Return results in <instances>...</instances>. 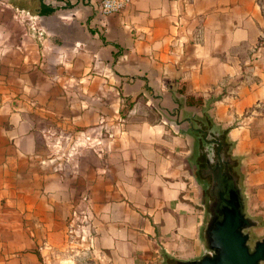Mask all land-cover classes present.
Instances as JSON below:
<instances>
[{
	"label": "crops",
	"instance_id": "obj_1",
	"mask_svg": "<svg viewBox=\"0 0 264 264\" xmlns=\"http://www.w3.org/2000/svg\"><path fill=\"white\" fill-rule=\"evenodd\" d=\"M100 2L0 0V264H74L75 253L63 254L76 243L92 253L85 264L203 255L210 180L195 168L194 137L188 146L179 122L148 102L122 118V101L138 93L211 99L207 116L256 221L250 241L263 237L264 56L255 47L264 0H129L105 15ZM42 4L53 10L40 13ZM44 121L107 132L78 204L56 158L40 155ZM76 208L86 233L68 240Z\"/></svg>",
	"mask_w": 264,
	"mask_h": 264
},
{
	"label": "rangeland",
	"instance_id": "obj_2",
	"mask_svg": "<svg viewBox=\"0 0 264 264\" xmlns=\"http://www.w3.org/2000/svg\"><path fill=\"white\" fill-rule=\"evenodd\" d=\"M255 50H259V53L264 56V36H261L257 40ZM146 91L148 90L146 89ZM173 97L174 95L171 93L169 100H163L162 95L159 94V92H152V96L150 98H148V96H142L141 93H138L134 97H125L121 106L123 112L122 118H126L127 111L130 108L136 106L141 107V105L145 106V102H148V106H146L148 108L151 107L158 110L164 109L163 111L160 110L161 112H158V116L159 114H163L162 116L166 117L169 122H172L174 125L176 122H179L178 128L180 132H183L188 137V146H191L190 135L194 137V153L195 149L198 150L199 147H205L207 152L213 153L215 149V136H219L222 131H220V128L213 126L211 119L209 120V117L207 116V112L211 107V99L205 98L202 100V98L199 96L193 97L190 95H185V99L183 98L184 96H179L180 99H174ZM185 117L191 118L190 120L193 126L192 129L185 122ZM151 118H154V116H151ZM60 122H64V120L61 119ZM41 133L42 136L39 147L41 151L40 155L44 157L56 158L55 160L57 162L58 171L61 174V178H63L67 184H70V182L74 184L75 191H77L75 195L76 203H80V200H82L85 196V194H82V179L92 177L93 172L96 171L98 166L96 158L98 153H101V155L104 154V150L101 152L99 148L101 147L103 149V141L106 138L107 132L104 130L100 132L90 131L84 132L83 136L75 127L68 128L65 126L63 127L62 124L44 121L42 123ZM81 136H83L84 144H81ZM216 154L217 153H215L212 157V160L209 161L211 165H213L216 161ZM53 163H55V161ZM204 169L202 172L203 175L210 178L207 168ZM208 185L209 183H206L207 189ZM206 194L207 195L205 198L209 199L208 191H206ZM78 207H81V205L79 204ZM73 210H76V216L72 227L76 230L74 235L79 236L81 233L79 230H77V227L85 223V216L81 209L76 208ZM71 217L72 212L65 220L66 224L64 233L68 240L70 237L67 230L71 222ZM206 220L207 216H205V222ZM65 245L66 244H63L64 248ZM76 245L79 247L78 249H74L76 251L71 250L70 248H65L63 256L66 254V256L70 259L68 254L73 252L76 255L73 259L74 264H85L84 262L89 260L92 253L84 249L79 243H76ZM46 246L47 245H45V248L47 249ZM67 257L61 258L62 260H65ZM59 260L60 258L54 260V263L52 264H68L67 261L60 262Z\"/></svg>",
	"mask_w": 264,
	"mask_h": 264
},
{
	"label": "water",
	"instance_id": "obj_3",
	"mask_svg": "<svg viewBox=\"0 0 264 264\" xmlns=\"http://www.w3.org/2000/svg\"><path fill=\"white\" fill-rule=\"evenodd\" d=\"M216 155L213 165L206 161L210 181L207 220L202 228L205 252L199 258L173 260L171 264H262L264 236L250 241L249 228L256 221L244 211L238 178L229 168L225 149Z\"/></svg>",
	"mask_w": 264,
	"mask_h": 264
},
{
	"label": "built area",
	"instance_id": "obj_4",
	"mask_svg": "<svg viewBox=\"0 0 264 264\" xmlns=\"http://www.w3.org/2000/svg\"><path fill=\"white\" fill-rule=\"evenodd\" d=\"M129 2V0H101L100 2V6H99V12L103 15L105 14H110V13H114L119 11L123 6H125L127 3ZM75 216L76 213L75 211L72 212V217H71V222L69 224V228H68V235H69V240L72 239H82L83 235L86 233V229H85V225H80L79 227H77L80 231L81 234H79V236H75V229L72 227L73 225V221L75 220Z\"/></svg>",
	"mask_w": 264,
	"mask_h": 264
},
{
	"label": "flooded vegetation",
	"instance_id": "obj_5",
	"mask_svg": "<svg viewBox=\"0 0 264 264\" xmlns=\"http://www.w3.org/2000/svg\"><path fill=\"white\" fill-rule=\"evenodd\" d=\"M215 149L213 153L207 152L205 147H199L198 150L195 149V155H194V164L195 168L198 171L199 175L207 182L209 180L208 176L203 175V169L207 167L206 161L212 160V157L214 156L217 151L220 149H224L227 144L225 143L223 139V134L221 133L219 136H215ZM205 170V169H204Z\"/></svg>",
	"mask_w": 264,
	"mask_h": 264
},
{
	"label": "trees",
	"instance_id": "obj_6",
	"mask_svg": "<svg viewBox=\"0 0 264 264\" xmlns=\"http://www.w3.org/2000/svg\"><path fill=\"white\" fill-rule=\"evenodd\" d=\"M53 10V8H51V7H47L46 5H41V8H40V10H39V12L40 13H42V14H44V13H49V12H51ZM171 262H172V260H170ZM171 262H170V264H171Z\"/></svg>",
	"mask_w": 264,
	"mask_h": 264
}]
</instances>
